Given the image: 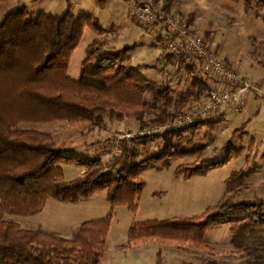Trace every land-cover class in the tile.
<instances>
[{
	"label": "trees",
	"instance_id": "obj_1",
	"mask_svg": "<svg viewBox=\"0 0 264 264\" xmlns=\"http://www.w3.org/2000/svg\"><path fill=\"white\" fill-rule=\"evenodd\" d=\"M12 1L0 0V5ZM174 2L167 0L168 10ZM245 4L248 10L263 8L264 0H245ZM86 27L100 35L106 32L93 14L76 15L71 9L64 15L40 13L33 19L24 7L0 22V264H102L108 252L112 212L105 218L82 222L74 237L23 228L6 215L38 214L51 198L80 203L99 191L107 192L113 207L125 205L137 212L138 196L145 186L137 151L130 154L127 142L116 161L108 165L99 157L68 155L57 146L53 134L20 128L21 123L67 122L73 127L99 128L108 120L136 119L145 126L147 116L153 115L155 122L162 124L176 117L171 108L180 110L200 102L210 89V82L189 65L193 74L190 86L174 98L163 82L145 78L131 65L130 47L111 49L100 38L88 46L81 76L73 79L69 76L71 58ZM259 44L264 46V40ZM147 94L153 96L152 102L146 99ZM204 124L202 121L191 128ZM191 128L166 133L164 149L143 163L170 167L178 157L199 154L196 162L175 170L189 179L224 166L244 150L229 142L223 160L204 158L206 146L184 141ZM71 163L86 171L66 180L62 164ZM257 169L233 172L227 179L226 193L201 215L133 224L127 246L158 241L209 250L205 241L208 230L230 224L235 246L254 256L255 264H264V245H246L249 235L264 231V199L236 200L248 189L246 179Z\"/></svg>",
	"mask_w": 264,
	"mask_h": 264
},
{
	"label": "rangeland",
	"instance_id": "obj_2",
	"mask_svg": "<svg viewBox=\"0 0 264 264\" xmlns=\"http://www.w3.org/2000/svg\"><path fill=\"white\" fill-rule=\"evenodd\" d=\"M152 1L160 10L188 20L195 31L211 48L220 53L229 66L235 67L250 80L261 85L262 93H251L242 111L227 110L225 118L209 117L205 120L208 123L191 132L192 128L188 130L184 139L186 142L191 141L192 146H206L204 158L212 161H221L225 158L229 151L227 147L229 142L235 147H243V152L234 156L224 166L209 171L206 174L208 177L203 174L196 175L190 182H183L174 176L173 168L196 162L199 154L176 158L170 172H157L154 168L156 165L143 163L147 158L160 153L165 146L163 139L165 134L151 132L160 125L155 122V116H147L145 126H142L143 123L139 120L126 119L128 120L126 126L122 128L125 130H116L113 128L114 124H110L108 120L105 125L111 130L110 136L104 137L100 145H97L99 149L104 146L108 151L105 162L112 165L122 151L120 149L115 153L112 143L108 142L109 138L117 140L123 138L128 144L130 154L134 150L137 151L136 160L141 164L140 177L145 181L144 189L138 196L137 212H133L125 205L113 207L107 192L100 191L89 200L80 203L61 202L51 198L43 211L38 214L30 216L7 214L6 219L18 223L23 228L55 231L67 237H74L82 222L105 218L112 212L107 241L108 252L102 259V264H255L257 259L254 256L247 255L243 249L236 247L233 243L230 224L208 230L205 241L210 244L209 250L195 245L180 247L158 241L127 246L130 230L137 222L194 217L216 205L222 194L227 191V179L235 171L258 167L257 171L246 179L248 189L236 200L264 199V46L259 44L264 40V7L248 10L245 0H175L174 5L168 10L167 0ZM24 7L30 10V18L33 19H36L40 13L64 15L70 9L76 15L93 14L100 25L111 34L114 32L111 29L114 24H116L115 29L122 31L120 26L125 24L123 21L133 18L128 13L127 3L123 0H14L0 5V22L8 14ZM108 36L109 34L105 35V33L97 34L89 27L85 28L82 40L71 58L70 77L80 78L81 65L86 57L87 48L95 37L105 39L108 48L117 49L108 40ZM151 38L145 34V37H140L138 41L150 42ZM163 54L167 63L177 69L174 75L178 79V84L172 87L165 80L159 82L166 83L165 86L171 89V95L176 98L181 89H187L190 86L193 74L183 61L168 55L164 50ZM143 58L138 56L135 59L136 65L138 62L143 63ZM136 65H134L135 69L138 68ZM166 77L168 78L165 73L164 78ZM146 99L152 102L154 98L151 94H147ZM197 103H190L180 110L173 107L171 112L176 113V116L186 113ZM244 116L247 119L242 122ZM216 119L217 122L213 124L212 121ZM244 123L246 125L241 128ZM19 127L53 134L57 146L64 149L68 155L99 156L87 144L90 141H98L99 133H93L88 130L89 128L73 127L67 122H23ZM88 127L96 129L92 126ZM148 136L159 138L144 143L140 140L136 141ZM188 137L192 139L188 140ZM121 165L122 163L119 167ZM62 166L66 180L77 177L83 167L73 163L62 164ZM187 192L190 193L189 198ZM255 235L257 234L247 237L246 245H264V234L260 237Z\"/></svg>",
	"mask_w": 264,
	"mask_h": 264
},
{
	"label": "built area",
	"instance_id": "obj_3",
	"mask_svg": "<svg viewBox=\"0 0 264 264\" xmlns=\"http://www.w3.org/2000/svg\"><path fill=\"white\" fill-rule=\"evenodd\" d=\"M128 13L136 23L152 33L170 56L192 65L201 78L208 80L210 89L202 100L186 113L177 115L153 130L164 135L175 130L191 128L211 116L227 110H241L251 93H262L260 84L250 80L235 67L229 66L220 53L211 48L186 19L160 10L152 0H127ZM116 153L122 149L124 139L109 138Z\"/></svg>",
	"mask_w": 264,
	"mask_h": 264
},
{
	"label": "crops",
	"instance_id": "obj_4",
	"mask_svg": "<svg viewBox=\"0 0 264 264\" xmlns=\"http://www.w3.org/2000/svg\"><path fill=\"white\" fill-rule=\"evenodd\" d=\"M123 1L125 3H127V0H123ZM123 22L125 24L122 25V26H120L121 29H122V31L119 30V29L118 30L115 29L116 28V24H114L115 27L113 26V28H111L112 30H114L113 34H111L109 31L106 30L105 35H108L109 34V36H108L109 39L108 40L110 42H112V44H114L117 47V49H122V48H125V47H130L129 54L131 55V64H132V66L134 68H135L134 65H136V62H135L136 60L135 59L138 56L144 57L143 58L144 59L143 63H139L138 62V64L136 65L138 68H136V69L143 76H145L147 79H150V80H153V81H163V80H165L166 83L169 86H172V87H174V85L176 86L178 84V79L176 78V76L174 74L176 73L177 69L175 67H172V65L168 64L167 61L164 59L163 48L159 45V43L157 41V38L152 33H150L148 30H145L142 27H140L133 18L131 20L129 19L127 21L124 20ZM145 34H147V35H149V36L152 37L150 39V42H146V41L139 42L138 39L140 37L141 38H144L145 37ZM141 54H143V56H141ZM165 73L168 76V78L166 77V79L164 78L165 77ZM73 79L78 80V78H73ZM181 90L182 91L183 90H186V88L185 89H181ZM234 109L235 108H231V109H229V111L230 110H234ZM243 109H241V110L235 109V110L240 112ZM225 113H224V116L222 114L220 116H217L216 115V116H211V117L212 118H218V119L219 118H225L226 115H227ZM246 119L247 118H245V116H244L242 122L243 121H246ZM127 121L128 120H125V121H115V122L109 121V123L110 124H114L113 125L114 126L113 128H115L116 130H119V129L125 130V129H122V128L126 126V122ZM205 123H208V122H205ZM106 126L107 125H105L102 128H96V129H93V128L88 127V126H83V127L89 128L88 130H91L93 133H99L98 134L99 135L98 141L97 140H95L93 142L90 141L87 144L90 147H92L93 150L97 154H99V156H96V157L101 158L103 161H105L108 158L107 157L108 156V151L106 150V148L104 146L101 147V149H99L98 146L100 145L99 143H100V141L102 139H104V137L105 138H108V136H110L111 130L108 129ZM191 131H193V129L190 130V132ZM188 134H189V132H188ZM191 139H192L191 137H188V140H191ZM85 143H86V141H85ZM154 168H155V170L157 172H164V171L170 172V170H172V165L170 167H168V168L163 167L161 165H156ZM176 168H173V171H172V172H174V174H175L174 176L176 178H178V179L180 178L183 182H190V180L193 179V178L186 179L184 175H177L175 173ZM85 171H86V168L85 167H82V170L80 171V174L78 176L82 175ZM205 177H208V175L207 176L205 175ZM224 194H222V196ZM187 197L188 198L190 197V193L189 192H187ZM229 229H230V227H229ZM263 232L264 231H261L260 233H258V236L260 237L262 234H264ZM208 245H210V244H208Z\"/></svg>",
	"mask_w": 264,
	"mask_h": 264
}]
</instances>
